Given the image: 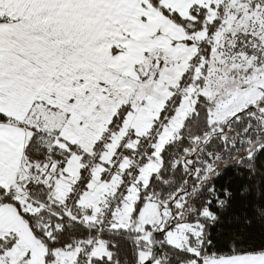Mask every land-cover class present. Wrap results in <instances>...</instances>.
Segmentation results:
<instances>
[{
    "label": "snow or ice",
    "instance_id": "obj_1",
    "mask_svg": "<svg viewBox=\"0 0 264 264\" xmlns=\"http://www.w3.org/2000/svg\"><path fill=\"white\" fill-rule=\"evenodd\" d=\"M0 264H264V0H0Z\"/></svg>",
    "mask_w": 264,
    "mask_h": 264
}]
</instances>
